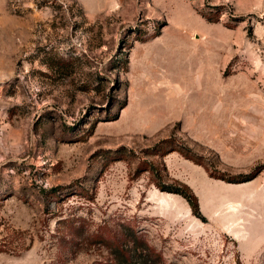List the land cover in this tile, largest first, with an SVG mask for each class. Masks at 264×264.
<instances>
[{"label":"rangeland","instance_id":"374dc122","mask_svg":"<svg viewBox=\"0 0 264 264\" xmlns=\"http://www.w3.org/2000/svg\"><path fill=\"white\" fill-rule=\"evenodd\" d=\"M0 264H264V0H0Z\"/></svg>","mask_w":264,"mask_h":264},{"label":"trees","instance_id":"16d2710c","mask_svg":"<svg viewBox=\"0 0 264 264\" xmlns=\"http://www.w3.org/2000/svg\"><path fill=\"white\" fill-rule=\"evenodd\" d=\"M205 17L209 20H215L213 18H211L210 16H206ZM158 34V32L154 33L153 35ZM152 35V36H153ZM176 149L174 146L170 147V149H166L163 151L162 154H165L166 152H168L169 150H174ZM183 155H185L186 157L192 159V160H197L195 157L182 152L181 150H179ZM196 162H200V161H196ZM209 174H211V172H209ZM212 175V174H211ZM157 186L161 189V190H165V191H170V192H177L180 193L181 195H183L185 197V199L188 201L191 210L194 214H196L197 216H201L200 213V209H199V205H198V198L197 195L195 194V192L192 190V188L185 182H179L178 183V187L177 186H173L172 184H167L165 183L163 180H161V178L159 177V180L155 181ZM56 189H58L57 187H51L47 190H45L46 193L49 194H56L57 192L55 191ZM121 253H123V249H119ZM118 262V261H117Z\"/></svg>","mask_w":264,"mask_h":264},{"label":"crops","instance_id":"0c3cea01","mask_svg":"<svg viewBox=\"0 0 264 264\" xmlns=\"http://www.w3.org/2000/svg\"><path fill=\"white\" fill-rule=\"evenodd\" d=\"M183 1H186L187 2V0H183ZM189 5H190V3H189ZM189 8V7H188ZM188 11H189V13H191V17L193 18V20H195V22L199 25V26H203L202 27V29H204V27H205V24H206V22L205 21H201V20H199L198 18H196V13H194L190 8L188 9ZM206 28V27H205ZM190 30H193L194 32H198V31H196V28L195 27H192ZM189 30V31H190ZM159 34V33H158ZM158 34H156V35H153V36H151V38H154L155 37V39H158V38H160V36H161V34L160 35H158ZM188 37V36H187ZM189 38V37H188ZM190 40V39H189ZM190 41H192L193 43H194V45H198V42H202L201 40H198V38H196L195 40H190ZM198 41V42H197ZM203 43V42H202ZM160 48H157V53H165L166 52V54L167 53H169L170 52V54H171V49H172V47H169L167 44H166V42L164 43V44H162V45H160L159 46ZM187 50V49H186ZM190 51V53L192 54V56H195V58H197V57H199V55H200V53L198 54V53H193L192 52V50H189ZM156 53V52H155ZM187 52H184V54H186ZM171 56H173L174 58H176V61H177V59L178 60H181L182 58H178L176 55H171ZM180 62V61H179ZM176 63H178V62H176Z\"/></svg>","mask_w":264,"mask_h":264}]
</instances>
